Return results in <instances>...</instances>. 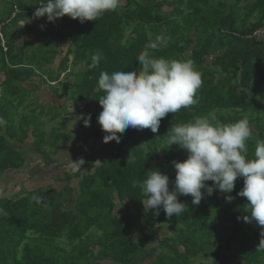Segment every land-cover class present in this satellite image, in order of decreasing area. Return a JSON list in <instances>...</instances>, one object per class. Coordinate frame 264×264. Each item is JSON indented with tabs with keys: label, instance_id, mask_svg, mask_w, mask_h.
Instances as JSON below:
<instances>
[{
	"label": "trees",
	"instance_id": "obj_1",
	"mask_svg": "<svg viewBox=\"0 0 264 264\" xmlns=\"http://www.w3.org/2000/svg\"><path fill=\"white\" fill-rule=\"evenodd\" d=\"M212 1L121 0L117 10L96 21L64 16L53 23L34 16L47 0H7L0 17V117L5 121L0 125V177L27 162L26 151L14 147L13 140L31 137L34 154L50 164L62 143L73 137L64 114L79 111L59 112L47 101L38 102L39 114L18 112L32 92L40 99L36 80L51 89L60 86L59 96L68 97L75 87L60 77L72 68H80L83 77L71 99L84 103V121L91 117V136L101 144L87 149L84 172H63L62 188L50 183L47 189L28 190L23 185L18 194L0 196V264H264V252L256 250L261 227L243 220L249 215L247 198L238 195L243 178L228 194L202 190L199 205L191 195L179 196L186 208L171 218L162 207L158 216L145 210L141 201L146 197L134 186L149 170L159 169L169 175L170 190L174 187L173 161L186 160L187 153L169 147L172 125L210 113L224 123L246 116L253 133L247 142L249 157L257 139L264 140V0ZM241 3L247 12H240ZM19 22L27 33L20 40L14 36ZM150 34L153 40L159 34L170 37L154 56L191 59L202 74L197 103L162 118L157 133L129 128L119 143H104L106 133L97 123L104 94L96 91L99 75L138 69L137 57ZM96 52L102 59L90 69V56ZM48 115L61 121L46 134L42 117ZM226 195L234 199L227 202Z\"/></svg>",
	"mask_w": 264,
	"mask_h": 264
},
{
	"label": "clouds",
	"instance_id": "obj_2",
	"mask_svg": "<svg viewBox=\"0 0 264 264\" xmlns=\"http://www.w3.org/2000/svg\"><path fill=\"white\" fill-rule=\"evenodd\" d=\"M120 3L121 0H47L34 16L47 17L53 23L68 16L84 23L117 10ZM169 40L170 37L162 34L153 40L150 34L149 43L137 57L138 69L100 73L96 91L102 90L104 94L99 98L102 111L97 121L106 133L104 143L112 140L119 143L129 128L157 133L162 118L197 103L195 96L203 81L193 61L153 55L154 51L167 47ZM101 59L100 52L92 54L88 67L97 68ZM90 120L89 116L85 126H90ZM4 123L0 117V125ZM167 133L169 147L176 145L185 150L187 159L173 161L176 176L171 190L169 175L159 169L149 170L142 182H135L134 186H139L146 197L141 201L145 210H155L154 215L158 216L162 207L167 217H179L186 208L179 196L191 195L192 203L199 205L204 195L202 190L206 189L208 195L215 190L228 194L234 190L238 178H243L244 186L238 195L249 202L246 205L249 215L243 220L261 227L256 250L264 252V140L257 139L254 154L249 157L247 142L253 133L248 118L224 123L210 113L172 125ZM84 164L83 158L74 161L71 171L79 172ZM208 181L213 183L208 185ZM225 199L231 202L234 197L226 195Z\"/></svg>",
	"mask_w": 264,
	"mask_h": 264
},
{
	"label": "rangeland",
	"instance_id": "obj_3",
	"mask_svg": "<svg viewBox=\"0 0 264 264\" xmlns=\"http://www.w3.org/2000/svg\"><path fill=\"white\" fill-rule=\"evenodd\" d=\"M216 1L217 0H214V2H216ZM228 1H231V0H228ZM214 2L212 1V3H214ZM0 3H2L0 7L4 8V7H6L7 0H2V2L0 1ZM240 5L242 7L243 3H241ZM240 12L241 13L247 12V9L242 7ZM19 25L23 26L24 22L19 23ZM35 35L37 36V33ZM25 37H26V35H25ZM25 39L26 38H23L24 41H25ZM34 45L35 44H33V46H31V47H35ZM66 45H67V43H65V46ZM65 50H66V47H65ZM71 70H72L71 74L68 73V75H66L65 79H66V81L73 82V84L76 85L78 83V81L80 80L81 69L80 68H74V70H73V68H72ZM63 80H64V78H63ZM55 88H57V91L62 92L60 86H55L54 89ZM72 90H78V88L76 87L75 89L73 88ZM72 90H70L68 92V97L67 96H59L58 97L55 95V91L52 94H48V92H51V91L39 90L38 93L43 96L42 97L43 99H40V101L39 100L34 101V104L28 106L29 108L26 107L23 109V111H25L24 114H28L27 112H31L32 108H36L34 110V113L39 114L40 104H38V102L40 103V102H44L47 100V101H51L54 106L60 107V109H62V111L65 108H69V109L72 108V109L76 110V112L79 111V114L76 113L75 115L69 116L66 113L64 114L66 116V118H65L66 124L69 123V127L74 129V136L70 139V141L62 143L61 149H59L58 153L53 156L55 163L51 162L50 164H43L42 165L43 168L41 169V171L42 170L44 171L43 177L45 178V181L42 182V187L45 189H47V186L50 182H51L50 186H52L54 188H58V189L62 188L64 185H66V183L63 182L61 179L64 175L63 172L66 170H69L70 172H72L71 166L73 165L74 161L79 160L81 158H83L85 160V157L87 156V149H89V147H96L95 150H97V148H99V144H101L100 139L96 140V139H93L92 136H90L92 132H87V130L94 131L93 125L91 123H90V126H88L87 128L85 126L84 127L85 129L82 127V123L84 122V112H85V110L82 109V107L84 106V103H82V102L76 103L74 100L72 101V99H71L73 97ZM32 99L34 100V98H32ZM32 99H29L28 102L33 101ZM35 99H36V97H35ZM262 107H263L262 110H264V105ZM47 109L48 108H46V110ZM51 111L55 112L54 109L53 110L51 109ZM42 120L44 121L42 128L46 134H49L50 132H52V130L55 127L59 126L61 118L57 119V120H51L50 116L48 115V116L42 117ZM28 139H24V140H28ZM23 149L25 151L27 150L25 148H23ZM25 155H26V158L28 160L31 155H34V150L29 146V151H26ZM35 157H37L36 161L41 160L42 162L41 161L40 162L43 163V160H42L43 158H41L39 155L37 156V154L35 155ZM39 164L40 163H37L35 165L39 166ZM97 164H98V162H97ZM56 165H59V167H55ZM168 167H166V168H168ZM81 172H84V165H83V168H81ZM88 172L90 173V170H88ZM9 176L14 177L16 175L14 173V174H9ZM48 180H50L49 183H48ZM1 184H2V182L0 181V187H1ZM13 184H15V183H13ZM73 186L75 189H77V185H75V182L73 183ZM7 189L8 188H5L4 192L1 193L0 196H3V194L5 193V191ZM9 190L10 191L6 192L5 195L12 196V195L16 194V192H14L12 190L11 185H9ZM249 228H250L249 229L250 231H252L254 229V227H249ZM165 229L166 230L170 229V226H165L164 230ZM171 233H172V231L170 230V234ZM138 261H139V259H138ZM102 264H107V262H103Z\"/></svg>",
	"mask_w": 264,
	"mask_h": 264
},
{
	"label": "crops",
	"instance_id": "obj_4",
	"mask_svg": "<svg viewBox=\"0 0 264 264\" xmlns=\"http://www.w3.org/2000/svg\"><path fill=\"white\" fill-rule=\"evenodd\" d=\"M1 2H2V0H0ZM1 4L2 3H0V6H1ZM6 8L4 7V8H2V7H0V17H3L4 16V14L6 13V10H5ZM19 23H21V22H19ZM20 26V25H19ZM36 33H34L33 35H34V37L33 38H35L36 37V35H35ZM23 35V37H25V35H26V37H27V33H26V30H24L23 28H22V26H20V28H16L15 29V32H14V36H16V38L18 39V40H20V37ZM37 35H39V32L37 33ZM63 46H65V43H63L62 44ZM82 71V70H81ZM71 72H72V70L71 69H69L67 72H65V73H62V76L60 77L62 80H63V78H64V80H66L65 79V77H66V75H68V73L69 74H71ZM82 77H83V75H82V72H80V80L78 81V83L76 84V85H74L73 84V82H70V81H68V83H70L72 86H74L75 88L77 87V85L80 83V81H81V79H82ZM35 84H37L38 85V89L39 90H44V91H46V90H49V91H51V92H48V94H52L54 91H55V95L56 96H58L59 97V94H61V92H59V91H57V89H51V88H49L47 85H45L44 83H43V81L41 82V81H39L38 82V80H36L35 82H34V85ZM31 85H33V84H28L27 85V87L28 88H30V87H32ZM54 85V84H53ZM38 90V91H39ZM57 91V92H56ZM1 94H2V92H1V89H0V96H1ZM43 94V93H42ZM35 96H36V93H34V92H32V94L30 95V96H28L27 97V102H24L19 108H18V112H19V115H23L24 114V112L25 111H23V109L24 108H29L28 106H30V105H32V104H34V101H37L36 99H35ZM43 96L41 95V94H39V98L40 99H43L42 98ZM45 97V96H44ZM32 98H34V100L32 99ZM29 99H32L33 101H30V102H28L29 101ZM39 99V100H40ZM44 102H47V100L46 101H44ZM43 102V103H44ZM48 102H51V101H48ZM52 103V102H51ZM24 105V106H23ZM58 109V111L60 112V111H62V109H60V107H57ZM36 108H32V111L31 112H33L34 113V110H35ZM72 108H67V110L69 111V110H71ZM74 111H76V110H74ZM31 112H27L28 114H32ZM34 115V114H33ZM36 115V114H35ZM68 124V127H69V123H67ZM70 128V127H69ZM70 129H72V128H70ZM85 129V128H84ZM73 130V136H74V129H72ZM88 132V131H87ZM92 132V131H91ZM91 136V135H90ZM29 138V139H28ZM28 138H26V139H28V140H23V142H19V141H16V140H13L14 142H13V146L14 147H16L17 149H21L22 151H25L23 148H25V149H27L26 151H29V146L32 148V139H31V137H28ZM28 154V153H27ZM38 156V155H37ZM32 159V160H31ZM36 159H37V157H35V154L34 155H31L30 156V158L27 160V162H26V164H25V166H23L21 169H18V170H15V171H11V172H8V173H6V174H3L1 177H0V181L2 182V184H1V193H3L4 192V189L5 188H8L6 191H5V193L6 192H8V191H10L9 190V185H11L12 186V190L14 191V192H16V194H18V193H20L23 189H24V187H23V185L24 186H26L27 188L26 189H28V190H32V189H38L39 187H41L42 186V182L43 181H45V178L43 177V173H44V171L42 170L41 171V169L43 168V163H41L39 160L38 161H36ZM37 163H40L39 164V166H37V165H35V164H37ZM42 166V167H41ZM24 168H26L27 170V174H25V172H23V169ZM15 173V175L16 176H14V177H10L9 176V174H14ZM32 172H34L35 174H31ZM16 179V180H15ZM50 182V180H48V183ZM13 183H15V184H13ZM51 183V182H50ZM49 183V184H50ZM48 184V185H49ZM5 193L3 194L4 196H5ZM1 195V194H0ZM15 195V194H14Z\"/></svg>",
	"mask_w": 264,
	"mask_h": 264
},
{
	"label": "built area",
	"instance_id": "obj_5",
	"mask_svg": "<svg viewBox=\"0 0 264 264\" xmlns=\"http://www.w3.org/2000/svg\"><path fill=\"white\" fill-rule=\"evenodd\" d=\"M16 12H17V9H15L14 13H16ZM0 28H1V25H0Z\"/></svg>",
	"mask_w": 264,
	"mask_h": 264
}]
</instances>
